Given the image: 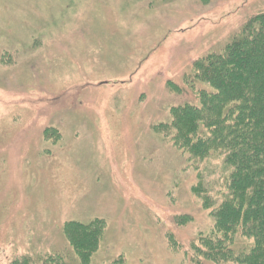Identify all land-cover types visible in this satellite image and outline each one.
I'll list each match as a JSON object with an SVG mask.
<instances>
[{
  "label": "rangeland",
  "instance_id": "rangeland-1",
  "mask_svg": "<svg viewBox=\"0 0 264 264\" xmlns=\"http://www.w3.org/2000/svg\"><path fill=\"white\" fill-rule=\"evenodd\" d=\"M263 10L0 0V264H80L68 222L102 228L88 264H198L192 245L212 224L204 198L223 192L224 171L188 159L160 125L199 104L193 63Z\"/></svg>",
  "mask_w": 264,
  "mask_h": 264
},
{
  "label": "trees",
  "instance_id": "trees-1",
  "mask_svg": "<svg viewBox=\"0 0 264 264\" xmlns=\"http://www.w3.org/2000/svg\"><path fill=\"white\" fill-rule=\"evenodd\" d=\"M193 70L190 86L208 89H199L198 105L173 107L171 121L160 125L188 159L218 160L224 171L223 192L212 203L204 198L212 224L192 245L193 258L198 264H264V10L221 50L196 60ZM101 231L94 222L64 225L80 264L90 262ZM59 258L43 264H68Z\"/></svg>",
  "mask_w": 264,
  "mask_h": 264
}]
</instances>
